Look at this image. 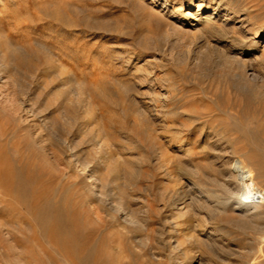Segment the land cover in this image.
<instances>
[{"label":"rangeland","instance_id":"rangeland-1","mask_svg":"<svg viewBox=\"0 0 264 264\" xmlns=\"http://www.w3.org/2000/svg\"><path fill=\"white\" fill-rule=\"evenodd\" d=\"M198 4L212 26L237 8L251 30L231 46L202 31ZM0 33V264H264V205L195 202L183 221L166 200L187 180L226 197L231 156L264 189V0H0ZM69 148L145 210L138 227L92 197Z\"/></svg>","mask_w":264,"mask_h":264},{"label":"bare ground","instance_id":"bare-ground-1","mask_svg":"<svg viewBox=\"0 0 264 264\" xmlns=\"http://www.w3.org/2000/svg\"><path fill=\"white\" fill-rule=\"evenodd\" d=\"M223 1V0H222ZM232 1V0H231ZM219 3V2H218ZM226 3V2H225ZM190 4V3H189ZM226 5H228L226 3ZM231 6V4H229ZM177 11H182V4L176 6ZM197 12L194 13L195 15H193V13L191 14V16H199L198 11L200 10V4L197 5ZM202 7V6H201ZM215 7V6H214ZM218 8H216V10L218 9L217 13H219L221 6H216ZM229 7V6H228ZM192 9V8H191ZM228 10L229 12H227L224 15L223 18V22L225 21H229L232 22V25L230 27H228L227 25L224 24H216L217 26H212L209 23L210 20V14L208 16H197L196 20L197 22H199V24L202 26V31L203 32H208L211 33L212 29L215 28V30L213 29V31H215L216 33L219 34V36H223L225 38V42H227V44L231 45V46H236L239 44L238 41V37L243 35V31H250L251 28L248 27V23H247V19L246 16L243 15V13H239L241 12L239 9H234L229 7ZM213 10V9H212ZM215 10V9H214ZM213 10V11H214ZM190 14V12L186 11V15ZM228 23V24H229ZM198 24V23H197ZM215 25V24H214ZM250 26V25H249ZM201 29V28H200ZM214 33V32H212ZM238 34L239 36H235V34ZM2 34V33H0ZM3 35V34H2ZM201 36V35H200ZM211 37V36H210ZM256 37V32L253 31V36L252 38ZM207 38V37H206ZM243 38V37H242ZM209 43V42H208ZM12 45V44H11ZM9 45V46H11ZM208 45V44H207ZM211 46V45H210ZM7 47V45H6ZM214 47V46H213ZM8 48V47H7ZM214 49V48H213ZM240 49V48H238ZM242 49V48H241ZM230 50V47L227 48L226 51ZM16 51V49H15ZM234 51V50H233ZM7 54L5 55V57L9 56H13V51L8 50L7 49ZM229 52V51H228ZM241 52V50H240ZM235 50V52L233 53V55H228L226 52L222 51V56L225 60L228 61H232V62H240V60L242 59V57H240V55ZM218 53V52H217ZM221 53V52H220ZM49 55V54H47ZM4 57V58H5ZM49 57V56H48ZM215 57V56H214ZM18 59V62H20L19 64H21V61L23 60V57L21 56H17L16 57ZM58 60V59H57ZM47 62V60H46ZM250 62V61H249ZM39 63V62H38ZM57 63V62H56ZM242 63V62H241ZM40 64V63H39ZM231 67V66H230ZM50 68V67H48ZM62 68V67H61ZM236 69V68H235ZM50 70V69H49ZM252 68L251 66L248 68V71L252 72ZM260 70V69H259ZM43 71V70H42ZM254 72V71H253ZM47 73V72H46ZM139 73V72H138ZM261 74V73H260ZM251 75V74H250ZM254 75V74H253ZM253 77V76H252ZM256 77V76H255ZM69 78V77H68ZM50 79V78H49ZM63 79V78H62ZM73 80V79H72ZM64 81V79H63ZM60 84V83H59ZM65 84V83H64ZM55 87V86H54ZM59 89V88H58ZM53 91V90H52ZM68 93V92H67ZM72 100V99H71ZM75 103V102H74ZM73 103V104H74ZM69 112V111H68ZM72 115V114H71ZM78 118V117H77ZM72 120V119H71ZM70 120V121H71ZM190 121V120H189ZM193 126V125H192ZM85 127V126H84ZM83 127V128H84ZM77 128V127H76ZM75 128V129H76ZM87 128V127H86ZM78 129V128H77ZM199 129V128H198ZM85 130V128H84ZM83 130V131H84ZM81 132V131H80ZM79 133V132H78ZM216 133V132H215ZM214 133V134H215ZM92 140H99L100 139L104 140V136H102V134H99V131H92ZM31 137V136H30ZM78 137V136H77ZM90 137V136H89ZM100 138V139H99ZM215 140V139H214ZM34 141V140H33ZM98 141V142H99ZM105 141V140H104ZM218 141V140H217ZM96 142V141H95ZM212 142V141H211ZM216 142V141H215ZM264 142V141H263ZM100 144V143H99ZM220 144V143H219ZM98 145V144H97ZM225 146V145H224ZM221 147V146H220ZM45 148V147H44ZM56 148V147H55ZM96 148V147H95ZM70 152H69V161H71L72 165L75 168H80L82 173H85L86 176V182L89 184V188H90V192L92 197L95 200H100V201H104L105 205L107 206L109 211H112L115 216H117V219L119 220H113V221H119L118 224L122 225L123 228L126 227V225H134L135 227H138V217L136 214H144L145 210L140 211H135V208H132L129 204H127L128 202L125 200L124 195L121 192V189L115 185V181H112L111 183L109 182V184L107 183V185L105 184L103 190L99 188V179L97 178V174L95 175V173H93V171L91 169L88 168V166L85 163H82V161L79 160V158L77 157V154L75 153L74 150H72L71 148H69ZM225 150V149H224ZM261 150V149H260ZM263 151V150H262ZM188 152V151H187ZM190 152V151H189ZM215 152V151H214ZM228 153V152H227ZM257 154V152H255ZM259 155V154H258ZM257 155V157H258ZM231 156V155H230ZM220 157V156H219ZM97 158V157H96ZM243 158V157H242ZM259 158V157H258ZM263 158V157H262ZM114 159V158H113ZM190 159V158H189ZM229 159V158H227ZM244 159V158H243ZM259 160V159H257ZM262 162V161H261ZM246 163H248L246 161ZM244 162V160H242L240 157H236V156H231V158L222 163L221 166H223L222 171H221V175L223 177V183H222V187H223V192L225 195H227L226 197H224L223 195H219L214 193V191L208 189H202L200 188L199 185H195L192 181L187 180V182H185L181 187L176 188V189H172L169 193L168 196L166 198L167 203L171 206V208L174 210L171 213V218H173L175 215L180 216L183 221H184V216L188 215V212L192 211L191 205L194 204L195 202L198 203H207V204H211L212 207H220L221 206H225L229 203L233 204L232 210L234 211H242L243 215L245 214V216L249 215V216H254V217H261L263 216V211L261 209V206L264 205V189H261L260 187H258L257 183H256V177H255V172L253 171V168H250L247 164ZM264 166V161L263 163ZM96 167V166H95ZM99 167V166H98ZM252 167V166H251ZM97 168V167H96ZM219 168V167H218ZM264 168V167H263ZM78 170V169H77ZM220 170V169H219ZM196 172V171H195ZM168 174V172H166ZM176 175V174H175ZM195 176V175H194ZM116 179L118 178L117 176H115ZM212 177V176H211ZM172 179L174 178L173 176L171 177ZM217 178V177H216ZM175 179V178H174ZM219 179V178H218ZM108 180V179H107ZM222 180V179H221ZM220 180V181H221ZM218 181V180H217ZM216 181V182H217ZM219 181V182H220ZM218 182V183H219ZM220 184V183H219ZM221 185V184H220ZM193 189H195V193H193ZM137 195V194H136ZM131 196V195H130ZM20 198V197H19ZM135 198V197H134ZM140 198V197H139ZM128 199H131L128 197ZM182 199V200H181ZM181 200V201H180ZM134 201V200H132ZM179 202V203H178ZM135 203V201H134ZM135 205V204H134ZM148 206V205H147ZM59 207V206H58ZM149 207V206H148ZM197 207V206H196ZM215 207V208H216ZM44 208V207H43ZM48 208V207H47ZM57 208V207H56ZM55 208V209H56ZM95 208V207H94ZM146 208V207H145ZM54 209V210H55ZM148 209V208H147ZM195 209V208H194ZM222 209V208H221ZM137 210V209H136ZM170 211V210H169ZM40 212V211H39ZM61 212V211H60ZM108 212V211H107ZM195 212V211H193ZM57 213V212H56ZM55 213V215H57ZM106 213V212H105ZM62 214V213H61ZM109 214V213H108ZM147 214V212H146ZM164 214V213H163ZM140 215V216H142ZM158 215V214H157ZM197 215V214H196ZM59 216V217H58ZM56 218L58 220H60L61 223V216L58 215ZM139 216V215H138ZM148 216V215H147ZM205 216V215H204ZM101 217V215H100ZM144 217V216H143ZM170 217V216H169ZM60 218V219H59ZM138 218V219H137ZM169 218L168 223L171 224L172 227H176V223ZM180 218V219H181ZM191 218V217H190ZM204 218V217H203ZM114 219V216H113ZM116 219V217H115ZM189 219V218H188ZM187 219V220H188ZM193 219V217L191 218ZM188 220V222H190V220ZM198 219V218H197ZM197 219L195 221H197ZM63 220V219H62ZM164 220V219H163ZM199 221V220H198ZM142 222V221H141ZM156 222V221H155ZM182 222V221H181ZM194 222V221H193ZM201 222V221H200ZM207 222V221H206ZM64 223V222H62ZM157 223V222H156ZM58 224V223H57ZM141 224V223H140ZM182 224V223H181ZM184 224V223H183ZM187 224V222H186ZM192 226V229L188 228L191 231H196L197 228L200 227V224L198 222L195 223H190ZM60 225H58L57 227L59 228ZM65 226V225H64ZM61 227H63V225L61 224ZM64 228V227H63ZM219 228V227H218ZM63 230V229H62ZM165 230V229H164ZM173 231H171L172 233H175L174 229H172ZM128 231V230H127ZM158 232V231H157ZM198 232V231H197ZM219 230L217 228H215L214 226H211L210 228H206L205 229V233L206 235L209 237L210 235H214L216 233H218ZM125 233V232H124ZM160 233V232H159ZM162 233V232H161ZM50 234V233H49ZM52 234V233H51ZM58 234H59V230H58ZM164 234V233H163ZM167 234V233H166ZM168 235V234H167ZM195 235V234H194ZM74 236V235H73ZM171 236V235H170ZM173 236V237H172ZM171 237L167 238L164 242V246L167 245L170 249H175L176 245H174L172 243V238H174V235L172 234ZM217 236V235H216ZM200 237V236H199ZM190 238V237H189ZM178 239V238H177ZM175 242V241H174ZM177 242V241H176ZM225 242V241H224ZM163 243V242H162ZM210 243V242H209ZM178 245V244H177ZM156 249V248H155ZM155 252V251H153ZM171 252V250H170ZM174 252V251H173ZM97 253V252H96ZM111 253V252H110ZM112 254V253H111ZM153 254V253H152ZM108 255V254H107ZM174 255V254H173ZM79 256V255H78ZM110 256V254H109ZM161 256V255H160ZM168 257V255H167ZM177 257V256H176ZM111 258V257H108ZM175 258V257H174ZM93 259V258H92ZM188 259V258H187ZM168 260V258H167ZM187 263V262H185ZM174 264H184V260L183 261H178L176 258L174 260Z\"/></svg>","mask_w":264,"mask_h":264}]
</instances>
